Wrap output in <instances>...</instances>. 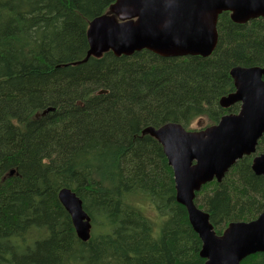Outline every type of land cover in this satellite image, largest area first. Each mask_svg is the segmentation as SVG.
<instances>
[{"label": "trees", "instance_id": "obj_1", "mask_svg": "<svg viewBox=\"0 0 264 264\" xmlns=\"http://www.w3.org/2000/svg\"><path fill=\"white\" fill-rule=\"evenodd\" d=\"M115 1L0 0V264L205 263L162 146L143 130L238 113L220 100L235 91L231 69L264 66V18L239 24L222 13L207 58L143 50L86 60L89 24ZM254 157L196 194L217 234L264 209ZM63 188L91 218L87 242L59 201ZM242 264H264V253Z\"/></svg>", "mask_w": 264, "mask_h": 264}, {"label": "water", "instance_id": "obj_2", "mask_svg": "<svg viewBox=\"0 0 264 264\" xmlns=\"http://www.w3.org/2000/svg\"><path fill=\"white\" fill-rule=\"evenodd\" d=\"M224 12L239 24L264 18V0H116L109 13L90 22L86 60L109 51L120 57L143 50L164 58L210 57ZM230 75L235 91L221 98L220 105L227 109L239 104L238 113L224 115L202 131H188L175 122L143 130L162 146L174 173L176 200L187 209L202 241L205 264H242L246 257L264 253V210L255 220L230 223L218 235L209 214L195 203L203 185L221 182L237 161L256 152L264 135V66L234 67ZM252 170L264 175V153L254 158ZM58 198L78 238L87 242L92 224L82 200L68 188L61 189Z\"/></svg>", "mask_w": 264, "mask_h": 264}, {"label": "rangeland", "instance_id": "obj_3", "mask_svg": "<svg viewBox=\"0 0 264 264\" xmlns=\"http://www.w3.org/2000/svg\"><path fill=\"white\" fill-rule=\"evenodd\" d=\"M208 121L204 118L199 119L197 121H195L191 126H190V130H201L204 129L208 126ZM153 218H156L155 216H153Z\"/></svg>", "mask_w": 264, "mask_h": 264}]
</instances>
